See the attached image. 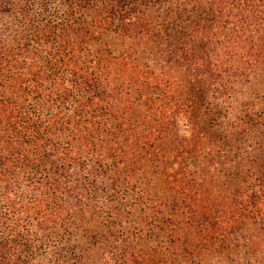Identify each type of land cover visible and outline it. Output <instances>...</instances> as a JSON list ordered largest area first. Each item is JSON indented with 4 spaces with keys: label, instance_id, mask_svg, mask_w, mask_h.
<instances>
[{
    "label": "trees",
    "instance_id": "obj_1",
    "mask_svg": "<svg viewBox=\"0 0 264 264\" xmlns=\"http://www.w3.org/2000/svg\"><path fill=\"white\" fill-rule=\"evenodd\" d=\"M0 264H264V0H0Z\"/></svg>",
    "mask_w": 264,
    "mask_h": 264
},
{
    "label": "rangeland",
    "instance_id": "obj_2",
    "mask_svg": "<svg viewBox=\"0 0 264 264\" xmlns=\"http://www.w3.org/2000/svg\"><path fill=\"white\" fill-rule=\"evenodd\" d=\"M180 130H181V132H182V133H184V132H185V130H186V128H185V124H184V122H183V121L181 122V127H180Z\"/></svg>",
    "mask_w": 264,
    "mask_h": 264
}]
</instances>
